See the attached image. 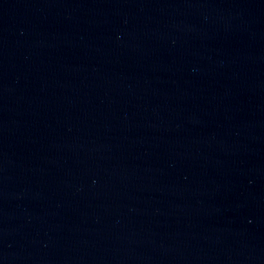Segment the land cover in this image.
Returning <instances> with one entry per match:
<instances>
[{
	"label": "water",
	"instance_id": "95a60500",
	"mask_svg": "<svg viewBox=\"0 0 264 264\" xmlns=\"http://www.w3.org/2000/svg\"><path fill=\"white\" fill-rule=\"evenodd\" d=\"M0 264H264V0H0Z\"/></svg>",
	"mask_w": 264,
	"mask_h": 264
}]
</instances>
